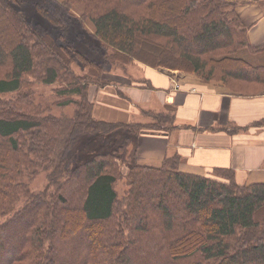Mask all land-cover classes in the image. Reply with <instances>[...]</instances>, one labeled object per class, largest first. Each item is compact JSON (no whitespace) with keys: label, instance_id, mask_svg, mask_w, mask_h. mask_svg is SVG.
Instances as JSON below:
<instances>
[{"label":"trees","instance_id":"obj_1","mask_svg":"<svg viewBox=\"0 0 264 264\" xmlns=\"http://www.w3.org/2000/svg\"><path fill=\"white\" fill-rule=\"evenodd\" d=\"M19 1L0 0V264H264V181L241 183L231 167L182 171L177 155L137 163V136L169 131L174 114L107 120L91 96L111 83L109 64L179 69L232 93H264V42L250 41L237 2L39 0L53 35ZM73 25L97 57L68 39ZM76 60L85 72H75ZM39 81L62 82L54 103L74 104V114L38 103ZM121 128L130 136L119 148L72 165L77 133ZM42 172L46 185L32 189Z\"/></svg>","mask_w":264,"mask_h":264},{"label":"crops","instance_id":"obj_2","mask_svg":"<svg viewBox=\"0 0 264 264\" xmlns=\"http://www.w3.org/2000/svg\"><path fill=\"white\" fill-rule=\"evenodd\" d=\"M234 1L250 41L263 43L264 0ZM136 66L91 92L99 118L150 122L147 110L174 114L169 131L137 136V163L161 166L177 155L182 171L212 175L215 168L231 167L241 183L264 181V93L236 94L192 72Z\"/></svg>","mask_w":264,"mask_h":264},{"label":"rangeland","instance_id":"obj_3","mask_svg":"<svg viewBox=\"0 0 264 264\" xmlns=\"http://www.w3.org/2000/svg\"><path fill=\"white\" fill-rule=\"evenodd\" d=\"M39 0H20L18 3V8L22 10L26 16L31 19L34 22H41L44 24L48 30L53 34L56 35L58 29L55 27L53 22L49 20V18L45 17L37 8L36 3ZM42 3L44 5H47L48 2L46 0H42ZM74 11L76 13H80V10L78 8H75ZM87 25V24H86ZM89 30H92V26L88 24ZM78 30H76L75 25H73L70 29V32L67 34L68 39L73 40L77 47L80 49L86 51L91 57H97L95 54L94 49L92 48L87 49L84 47V45L78 41L79 35ZM90 44L93 45L92 41L90 40ZM256 63L262 62L261 59H256ZM109 67H107V70L109 69L110 74L118 73H124L123 69L120 65L115 64H109ZM135 67H137L135 65ZM73 69L76 73H83L86 71V69L83 67L80 60H76L73 64ZM188 72V71H186ZM115 75H111L109 77L110 81H114L113 78ZM118 81V80H116ZM62 85V82L56 81L51 84H47L44 82H36L34 86L35 90V98L36 101L40 104H43L44 108L52 112L56 115H73L75 112V106L74 104H68V105H56L54 102L58 101L59 97L57 95L56 88ZM247 90H255V87H250ZM75 96V95H74ZM91 96H93L91 92ZM146 118H150L146 116ZM151 119V118H150ZM149 119V120H150ZM152 120V119H151ZM130 136V132L125 129L121 128L115 131H112L110 133H77L75 135L74 144L71 149V155H72V165L77 166L78 164L85 162L86 160L92 158L95 154L101 153V152H110L117 148H119L124 140ZM135 150V144L133 142L132 145L129 146V151L132 154ZM120 152V150H119ZM124 170L126 171L127 168L125 167ZM47 179L44 174V172L40 173L37 177L34 178L33 181L30 182V186L34 190H41L46 185ZM127 188V185H125V179L120 178V180L116 183V189L118 190L119 195L121 196L123 194V191Z\"/></svg>","mask_w":264,"mask_h":264}]
</instances>
